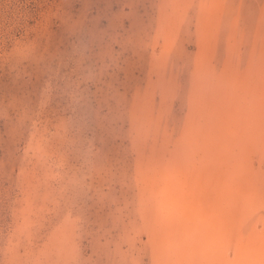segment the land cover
Here are the masks:
<instances>
[{
    "label": "rangeland",
    "instance_id": "374dc122",
    "mask_svg": "<svg viewBox=\"0 0 264 264\" xmlns=\"http://www.w3.org/2000/svg\"><path fill=\"white\" fill-rule=\"evenodd\" d=\"M262 244L264 0H0V264Z\"/></svg>",
    "mask_w": 264,
    "mask_h": 264
},
{
    "label": "crops",
    "instance_id": "0c3cea01",
    "mask_svg": "<svg viewBox=\"0 0 264 264\" xmlns=\"http://www.w3.org/2000/svg\"><path fill=\"white\" fill-rule=\"evenodd\" d=\"M259 246H261V245H259ZM262 246L264 247V244H262ZM263 247L253 249V251H255V254H254V255H255V256H258V255H260L261 253L264 255V250H262ZM250 252H252V250H251Z\"/></svg>",
    "mask_w": 264,
    "mask_h": 264
}]
</instances>
